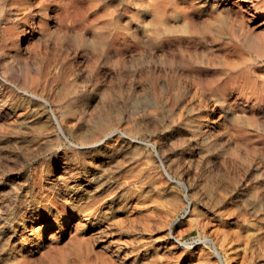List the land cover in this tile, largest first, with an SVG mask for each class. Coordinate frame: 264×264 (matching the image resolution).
Wrapping results in <instances>:
<instances>
[{"label":"rangeland","instance_id":"374dc122","mask_svg":"<svg viewBox=\"0 0 264 264\" xmlns=\"http://www.w3.org/2000/svg\"><path fill=\"white\" fill-rule=\"evenodd\" d=\"M262 174L264 0H0V264H264Z\"/></svg>","mask_w":264,"mask_h":264},{"label":"bare ground","instance_id":"6f19581e","mask_svg":"<svg viewBox=\"0 0 264 264\" xmlns=\"http://www.w3.org/2000/svg\"><path fill=\"white\" fill-rule=\"evenodd\" d=\"M257 42H258V41H257ZM258 44H259V43H258ZM258 44H257V45H258ZM262 175H263V174H262ZM263 176H264V175H263ZM263 176H262V177H263Z\"/></svg>","mask_w":264,"mask_h":264}]
</instances>
